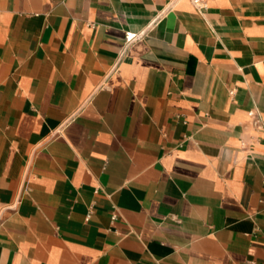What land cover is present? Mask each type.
<instances>
[{"label": "crops", "instance_id": "1", "mask_svg": "<svg viewBox=\"0 0 264 264\" xmlns=\"http://www.w3.org/2000/svg\"><path fill=\"white\" fill-rule=\"evenodd\" d=\"M252 110L264 0H0V264H264Z\"/></svg>", "mask_w": 264, "mask_h": 264}, {"label": "built area", "instance_id": "2", "mask_svg": "<svg viewBox=\"0 0 264 264\" xmlns=\"http://www.w3.org/2000/svg\"><path fill=\"white\" fill-rule=\"evenodd\" d=\"M190 1L199 12L205 13L209 9V3L212 0H190ZM143 37H144V33H127L126 41H125V48L123 49L121 53V57L119 61L126 55L129 48L137 41H141ZM249 117L251 118L252 125L255 129L262 130L264 128L263 121L257 111L255 110L250 111Z\"/></svg>", "mask_w": 264, "mask_h": 264}]
</instances>
